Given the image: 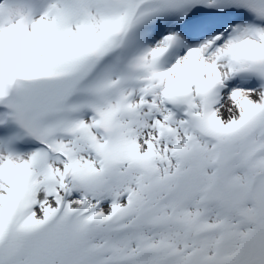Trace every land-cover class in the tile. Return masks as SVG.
Instances as JSON below:
<instances>
[{
	"label": "snow or ice",
	"instance_id": "snow-or-ice-1",
	"mask_svg": "<svg viewBox=\"0 0 264 264\" xmlns=\"http://www.w3.org/2000/svg\"><path fill=\"white\" fill-rule=\"evenodd\" d=\"M0 264H264V0H0Z\"/></svg>",
	"mask_w": 264,
	"mask_h": 264
}]
</instances>
